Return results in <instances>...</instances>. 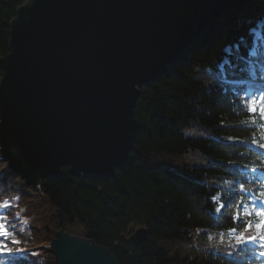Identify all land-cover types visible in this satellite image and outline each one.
Here are the masks:
<instances>
[{"label": "trees", "instance_id": "trees-1", "mask_svg": "<svg viewBox=\"0 0 264 264\" xmlns=\"http://www.w3.org/2000/svg\"><path fill=\"white\" fill-rule=\"evenodd\" d=\"M22 1L0 0V56L8 50L9 21ZM258 21L264 47V5L250 2L215 18L190 48L140 87L135 107L140 126L128 162L115 168L114 176H75L63 166L59 177L41 180L42 197L15 172L2 174L0 201L19 198L29 211L40 213L26 233L14 231L10 240L20 243L9 247L50 240L61 225L59 207L67 230L108 247L120 264H238L245 259L239 249H228L233 238L226 230L237 226L230 217L237 211L240 168L264 167L262 155L248 146L252 140L264 144V120L242 107L238 87L225 82L219 65L228 55V76H237L234 61L246 56ZM5 166L0 159V168ZM221 194L231 196V203L217 212ZM216 196L220 204L213 201ZM13 216V210L6 212L8 226ZM135 226L148 231L140 246L121 238ZM237 227L243 231L244 225ZM0 264L56 261L51 252H42L28 261L2 257Z\"/></svg>", "mask_w": 264, "mask_h": 264}, {"label": "water", "instance_id": "water-1", "mask_svg": "<svg viewBox=\"0 0 264 264\" xmlns=\"http://www.w3.org/2000/svg\"><path fill=\"white\" fill-rule=\"evenodd\" d=\"M250 0H23L0 56V151L26 184L114 176L139 129L136 100L212 20ZM162 40H164L162 42ZM57 264H119L104 245L65 231ZM145 227L125 241L141 244Z\"/></svg>", "mask_w": 264, "mask_h": 264}, {"label": "snow or ice", "instance_id": "snow-or-ice-1", "mask_svg": "<svg viewBox=\"0 0 264 264\" xmlns=\"http://www.w3.org/2000/svg\"><path fill=\"white\" fill-rule=\"evenodd\" d=\"M225 63L230 64L231 61L227 60ZM222 70L223 67L221 68V71ZM225 82L228 84L235 83V81L231 80H225ZM243 100L245 101V103L242 105V107H246L249 114L259 116L260 119L264 120V89L258 88L253 91L251 87H249L246 91H244ZM257 108H259V113L257 112ZM252 143L255 144L256 141L252 140ZM259 147L264 148V144L259 145ZM244 190V186L241 185L240 192L242 193ZM221 199L224 200V202L220 205V207L216 209L217 212H222L231 203V196L226 199L224 195L221 194ZM215 200L216 198L213 197V201ZM4 207H8V205H4ZM236 208V213L233 214L230 218L231 220L236 222L237 226H239L240 224L244 225L243 231L240 232L238 236H236L237 245L256 243L257 241H259V247L264 248V219H260L259 222L254 225L256 229V235H247V233H249L253 227V223L251 220L253 211L249 209L248 203L244 200H240L236 204ZM252 208L255 210L256 217H264V202H261L260 205L253 204ZM230 231L236 232L237 227H233L232 229H230ZM8 235L9 233L6 229V226L3 223H0V254L6 252L11 255L13 250L11 247H9V245H17L20 243L19 240H9ZM16 251L24 253L26 250L17 248ZM31 255H36V253H31ZM259 255L264 257V251L260 252Z\"/></svg>", "mask_w": 264, "mask_h": 264}, {"label": "rangeland", "instance_id": "rangeland-1", "mask_svg": "<svg viewBox=\"0 0 264 264\" xmlns=\"http://www.w3.org/2000/svg\"><path fill=\"white\" fill-rule=\"evenodd\" d=\"M255 35H256V37H258L259 36V33L257 32V31H255ZM252 48L249 50V54H254L255 52H254V47H255V43H254V41H252ZM264 65V64H263ZM260 69L261 70H259L257 67H256V69H253L252 70V72H250V75H258V74H260V77H259V80H260V84H261V88H264V68L263 67H260ZM257 109H259V108H257ZM254 230H255V235H256V229H255V226H254ZM259 241H257L256 242V244H258L259 245Z\"/></svg>", "mask_w": 264, "mask_h": 264}, {"label": "bare ground", "instance_id": "bare-ground-1", "mask_svg": "<svg viewBox=\"0 0 264 264\" xmlns=\"http://www.w3.org/2000/svg\"><path fill=\"white\" fill-rule=\"evenodd\" d=\"M164 40H162V42H163Z\"/></svg>", "mask_w": 264, "mask_h": 264}]
</instances>
